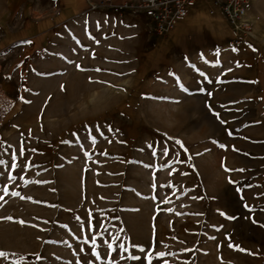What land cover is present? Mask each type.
Here are the masks:
<instances>
[{
  "label": "rangeland",
  "instance_id": "1",
  "mask_svg": "<svg viewBox=\"0 0 264 264\" xmlns=\"http://www.w3.org/2000/svg\"><path fill=\"white\" fill-rule=\"evenodd\" d=\"M101 1L0 0V264H264V0Z\"/></svg>",
  "mask_w": 264,
  "mask_h": 264
},
{
  "label": "built area",
  "instance_id": "2",
  "mask_svg": "<svg viewBox=\"0 0 264 264\" xmlns=\"http://www.w3.org/2000/svg\"><path fill=\"white\" fill-rule=\"evenodd\" d=\"M197 1L204 2L209 8V14L220 13L236 37L230 42L232 46H240L245 37L252 31L253 22L249 18L251 0H135L133 3L119 2L113 5V0H102L114 13L127 10H138L150 17L153 31L162 36L171 31L179 20L186 18L189 8Z\"/></svg>",
  "mask_w": 264,
  "mask_h": 264
},
{
  "label": "snow or ice",
  "instance_id": "3",
  "mask_svg": "<svg viewBox=\"0 0 264 264\" xmlns=\"http://www.w3.org/2000/svg\"><path fill=\"white\" fill-rule=\"evenodd\" d=\"M77 67H79V66H77ZM97 71H99V69H97ZM61 88H62V90H63V86H61ZM22 99V98H21ZM27 102V101H26ZM222 123H223V121H222ZM176 143L177 144H180V141H176ZM181 146H183V145H181ZM21 154H23L22 153V151H21ZM165 154H167V149H165ZM0 163H2V162H0ZM227 170V169H226ZM239 171H243L242 169L241 170H239ZM11 178V177H10ZM21 179H22V177H21ZM231 182V181H230ZM12 195H17V193H12ZM3 199V197H0V200H2ZM221 215H224V213H221ZM4 219H8V220H11L12 218L11 217H5ZM19 223H21V224H23L24 222L23 221H19ZM229 247H232V245L230 244L229 245ZM109 249H111V245H109ZM141 251H143V249H141ZM93 254L94 255H99L98 253H95V252H93ZM160 256H163L164 255V253H160L159 254ZM3 256H5V254L3 253V252H0V257H3ZM134 259H139V257H133ZM38 259H39V257H38ZM149 264H151V261L149 260Z\"/></svg>",
  "mask_w": 264,
  "mask_h": 264
},
{
  "label": "crops",
  "instance_id": "4",
  "mask_svg": "<svg viewBox=\"0 0 264 264\" xmlns=\"http://www.w3.org/2000/svg\"><path fill=\"white\" fill-rule=\"evenodd\" d=\"M217 14H220V13H217Z\"/></svg>",
  "mask_w": 264,
  "mask_h": 264
}]
</instances>
